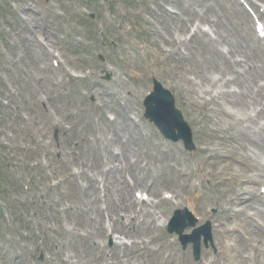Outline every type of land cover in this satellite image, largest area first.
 Returning a JSON list of instances; mask_svg holds the SVG:
<instances>
[{
  "label": "rangeland",
  "instance_id": "rangeland-1",
  "mask_svg": "<svg viewBox=\"0 0 264 264\" xmlns=\"http://www.w3.org/2000/svg\"><path fill=\"white\" fill-rule=\"evenodd\" d=\"M165 1L178 7L174 4L177 0ZM155 2L157 0H0V264H14V261L19 264H60L61 256H64L65 264H103L97 263V256L94 255L96 249L91 244V240L98 242L94 235L96 227L90 225L91 219L96 223L98 220L99 204L93 201L94 191L88 189L87 179L80 174L66 179L62 167L77 174L82 168L73 156L78 155L80 159L83 156L87 168L85 172L99 178L90 166L94 169L96 164L99 165V152L103 155L106 141L114 130L128 128L127 132L121 133L124 142L111 143L108 148L111 152L114 150L132 157L131 162L137 160L139 166H130L121 155L118 156L122 158L121 161L113 156L112 159L117 161L116 166L120 168V173L116 174L117 185L122 182L131 184L129 174L132 172L142 178L144 170L140 166L143 164L149 171V177H159L156 194L150 197L156 203L158 189L162 192V198L163 190L183 189L187 178L198 175L197 169L201 167L200 163L197 164L199 144L205 141L203 139L211 138L203 128L198 136L194 128L196 151L189 154L180 142L165 141L154 126L148 125L141 112L136 117L139 122L133 120V125L127 115L134 116L131 113L136 112L139 105L135 107L133 103H137L150 90L152 76L174 94L176 105L183 110L187 121L190 120L189 113L197 109L187 105L194 97L189 86L199 84L201 78L205 81L210 78L214 82L230 79L231 76L224 68L222 56L217 58L214 57L218 56L216 53H202L196 46L186 55L185 61H180L185 70L176 71L173 79L177 81L170 82V72L167 74L159 64L152 66L157 55L152 48L151 53L145 55V45L151 42L157 46L163 45L165 35L175 29L164 10L151 8ZM210 4L214 7L211 14L213 20L223 27L219 46L226 40L234 58L248 54L251 45L243 37L250 36L232 18L230 13L235 10L229 0H208L207 4L203 3L204 6ZM28 6L34 10L33 14L28 15L32 25L24 27L20 15L13 10ZM88 14H93V18ZM43 23L47 25L43 26ZM34 25L50 37L48 42L59 50L60 59L51 60L35 43L30 35ZM251 26L254 27L252 23ZM228 47L222 46L220 49L228 52ZM38 53L44 56H40V60L44 59L45 64L33 58ZM54 54L58 55L57 52ZM89 58H92V62ZM136 69L142 71L141 76L133 77L134 73L138 74L132 71ZM71 73H82L90 79H74ZM186 77L193 79V83L186 82ZM177 83L183 87L179 89ZM194 88L198 90L199 87ZM125 92L133 97L127 96L126 99ZM132 98L135 99L133 102L130 101ZM118 99L115 112L125 119L110 124L106 113L115 107L114 101ZM197 110L202 114L203 109ZM69 114H74V118H65ZM131 126H136L139 134L142 130L145 137L149 131L152 138L148 143H144L141 137L127 141L128 135L135 133ZM199 126L202 127L203 123ZM67 128H74L72 135L69 136L68 132L65 134ZM55 131L58 133L56 140L53 137ZM47 134L48 140L42 144L41 138L46 139ZM163 144L168 151L166 156L161 152ZM96 151H99L98 154ZM186 171L190 172L188 177H185ZM145 181L148 183L149 180ZM78 183L81 189L85 188V192L79 189ZM207 188L212 197L216 196L212 187ZM135 189L132 187L121 197L130 196L135 200ZM136 208L137 205L133 207L131 218L138 216ZM208 211L221 214L218 205ZM170 212L168 208L162 221L168 220L167 213ZM122 215L124 219H130L129 214L120 212L117 216L120 222ZM144 220L147 221V218L144 217ZM129 228L134 226L129 225ZM144 234L145 231L141 230L128 235L135 239ZM83 235L91 239L81 238ZM151 236L161 237L164 234L156 229ZM252 238L257 246L256 251L260 252L258 262L264 264V232H256ZM104 244L108 250L110 238ZM149 245L138 247L139 264H142L145 255L153 263L147 253ZM233 249L242 259L243 255L253 253L246 250L243 243H237ZM172 251L177 256L186 253L191 261L189 249L182 251L175 245ZM207 251H218L215 240L214 248L209 247ZM132 256L125 257L118 264H137ZM182 260H185V256ZM180 261L181 258H174L175 264H180Z\"/></svg>",
  "mask_w": 264,
  "mask_h": 264
},
{
  "label": "bare ground",
  "instance_id": "bare-ground-1",
  "mask_svg": "<svg viewBox=\"0 0 264 264\" xmlns=\"http://www.w3.org/2000/svg\"><path fill=\"white\" fill-rule=\"evenodd\" d=\"M29 10V8L27 9ZM236 18L237 20H242L244 19L245 22H247L246 18H244V16L242 14H237L236 15ZM239 25H242L246 28H248V26L242 22H240ZM40 46V45H39ZM34 51L38 52V49H35ZM45 53H48L47 51ZM44 53V54H45ZM35 54V52L33 53V55ZM40 56H43L41 53H38L37 54V57L34 56L33 58L37 61L38 59L40 60ZM44 57V56H43ZM252 58L256 61L258 56L257 54H253L252 55ZM41 62H43L45 64V60L44 59H41L40 60ZM254 70H256V68H254ZM210 95V93H207ZM216 95H214L213 97H211L209 99L210 101V104H212V101L213 102H217L216 101ZM230 102H233L235 103L234 101H230ZM204 104H208V102H204ZM231 116V115H230ZM233 117V116H232ZM234 128H235V132L237 133V136L238 138H243L245 141L249 142L250 143V146L253 147L254 149H256V140L251 136V135H248L246 132H242L244 129L243 127L241 126V122L240 121H236L235 122V125H234ZM220 132H223V133H226L228 134L229 131H230V128L227 127L226 129H220L219 130ZM112 138H115L116 141H121L120 137H119V134L117 132H115L112 136H111V139ZM226 139H229V140H232L230 137H225ZM238 142H240V139H238ZM257 143V142H256ZM244 147V146H243ZM242 147V148H243ZM111 152L110 150H108V153ZM110 155L113 156L112 152L109 153ZM207 154L209 155V157L216 161V162H224V163H231V164H234L238 167H243L244 170H246L247 172L250 171V169H253V166H249L245 163L244 160L240 159L239 157H237L235 154H229L227 153V149L226 148H220V149H210ZM99 156V155H98ZM118 158V157H117ZM100 162H99V165L96 164V162L94 161V163L96 164L94 166V170L98 172V175L102 177V181H103V187L105 189H108V186H107V181L109 180V178L111 179L113 174L114 173H118L119 169L118 167L116 166H113V167H108L107 169H104V166L102 164L103 161H101V158H99ZM126 160V159H125ZM127 162V160H126ZM91 167V166H90ZM215 173H211V177H214L213 178V181L209 179V181L215 183V185H220L224 182H226L228 180V178L226 176L222 177V179H218L216 176ZM225 175H229L231 176V179H235L237 181L236 183V186L237 188L235 189V195L234 197L230 200V205L231 206H243L244 208H248L249 207V199L246 197V194L244 192H240L241 191V188L244 187L246 184L248 183H253L255 182V178L254 177H248L246 180H243L235 175L232 174L231 172V169L230 168H226L225 169ZM141 178H136L134 177V180L136 183H139ZM154 186V182L152 183V187ZM129 187V186H128ZM142 188L145 189V190H149V186L148 184L146 183V181L142 182ZM196 192L195 189H192L191 193H190V197L192 198H197V196L194 195V193ZM94 198H97L99 200H101L102 202H108V206L106 208V211H111L112 209H114L115 207V201L116 199L113 198V195L110 191H108L105 195H103L102 197L98 196V197H94ZM117 203L119 204V207L122 211L126 212L128 209H132L135 205V202L134 201H130V204L129 205H126V201L123 199V198H119L117 200ZM195 207H199V210L200 209H203L205 208L202 204H196ZM153 208V207H152ZM254 209V208H253ZM261 215H263V212L260 213ZM245 215V216H244ZM253 215V214H252ZM230 216L231 217H239V218H244L242 219L243 222L249 224V225H252L253 224L251 223L250 220H253L251 217V219L246 216V213L244 210H236L235 212H232L230 213ZM151 218L154 219V216L153 214H151ZM246 218V219H245ZM155 220L157 221V219L155 218ZM122 226H124V224L122 223L121 224ZM244 226V225H243ZM258 226L260 228H263L264 229V225L262 224H258ZM114 227H115V224H114ZM254 228L257 229V227L253 226ZM243 230V228H240ZM231 231H229L230 234H235V235H238V236H243V234L241 233V231L239 230V227L237 228H234V229H230ZM97 233L101 236L104 235L105 237V230L104 228L102 227L101 223H99V227L97 229ZM250 241H247V243H249ZM116 246L120 247V248H125L126 246L123 245V244H117ZM135 247L136 245L132 242L131 245L128 247L130 249V253L133 254V253H136V250H135ZM166 248V246L164 247V249ZM172 258V257H171ZM170 259L168 258H164L163 259V263H167L169 262ZM242 262H245V260H243Z\"/></svg>",
  "mask_w": 264,
  "mask_h": 264
},
{
  "label": "water",
  "instance_id": "water-1",
  "mask_svg": "<svg viewBox=\"0 0 264 264\" xmlns=\"http://www.w3.org/2000/svg\"><path fill=\"white\" fill-rule=\"evenodd\" d=\"M174 125L179 126V122L176 117H173ZM160 122V121H159Z\"/></svg>",
  "mask_w": 264,
  "mask_h": 264
}]
</instances>
